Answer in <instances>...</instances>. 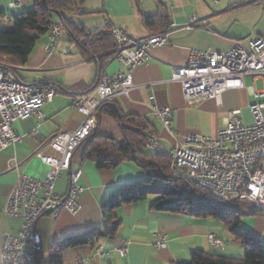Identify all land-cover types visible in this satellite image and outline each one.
<instances>
[{
  "label": "crops",
  "instance_id": "0c3cea01",
  "mask_svg": "<svg viewBox=\"0 0 264 264\" xmlns=\"http://www.w3.org/2000/svg\"><path fill=\"white\" fill-rule=\"evenodd\" d=\"M193 1L83 0L78 11L69 14L70 20L85 30L103 29L110 24L123 29L133 39L168 31V42L151 46L148 61L133 69V88L113 102L120 112L139 117L147 125V131H154L168 154L177 144H183L186 135L215 136L224 127L231 110H239V117L247 121L249 104L260 100L253 93L259 78L247 74L243 76V86L224 90L220 100L208 97L192 103L185 101L180 84L172 79V72L188 63L192 49L225 51L236 40L247 46L249 37L264 34L261 22L264 6L261 4L244 0ZM10 3L13 5L9 6ZM158 4L169 9V25L165 28L153 26L151 31L142 25L140 13L153 15ZM33 7L34 0H0V9L9 14ZM249 8L256 16L262 14L259 21L248 20ZM192 15L198 21L189 24ZM55 21L60 19L55 16ZM50 43L53 46L48 50ZM98 55L83 50L68 31L53 39L46 32L37 40L28 61L13 68L18 79L52 84L57 91L41 108V117L32 115L14 122L13 129L20 139L0 151V238L2 234H15L22 224L21 218L2 212L8 193L16 183L17 171L8 168L14 162L13 156L19 163L18 171L30 177H42L51 172L50 167L41 162L40 155L58 154L43 143V139L60 130H74L84 118L72 106V96L91 89L100 73L124 69L116 61H108L107 56L99 59ZM165 106L172 110L169 128L154 112L155 107ZM108 107L99 108L97 125L92 133L119 141L124 138V130L120 120L109 113ZM33 130L37 133L33 134ZM91 140L89 137L75 150L71 161V169L81 168L79 207L73 213L60 209L55 216L43 214L37 220L41 237L38 264L48 263L52 244H61L68 235L101 226L102 204L106 198L121 186L145 175L133 159L113 168H97L91 157H85ZM186 146L197 148L196 144ZM163 154L169 158L167 153ZM68 186V170H61L54 190L65 194ZM246 203L247 207L239 209L244 212L240 224L264 242V209L259 208L250 214L247 212L255 204ZM114 214L120 220L114 236L103 237L94 245L82 244L66 249L62 253V264H78L77 260L81 258L85 259L81 264H178L188 259L194 249L230 257H241L244 253V245L215 216L154 210L150 208V198L120 204L114 208ZM161 234L165 235V247L156 245ZM209 234L222 240V245L212 246ZM120 248H125V254L119 252Z\"/></svg>",
  "mask_w": 264,
  "mask_h": 264
},
{
  "label": "built area",
  "instance_id": "2783aa9c",
  "mask_svg": "<svg viewBox=\"0 0 264 264\" xmlns=\"http://www.w3.org/2000/svg\"><path fill=\"white\" fill-rule=\"evenodd\" d=\"M244 1L264 6V0ZM197 21L195 15L190 16L189 24ZM103 30L115 40L107 60L116 61L124 69L100 73L91 89L72 96V106L84 118L74 130H60L43 139V143L58 154L40 155L41 162L49 166L51 172L42 177H30L18 171L19 163L13 156L14 162L8 168L17 171L16 183L8 193L2 212L21 218L22 224L15 234L1 235L0 264H38L36 254L41 237L36 223L39 217L49 209V214L55 216L60 209L73 213L79 207L81 168L71 169V161L76 148L96 128L99 108L127 94L134 86L132 71L148 61L150 47L168 42V31L133 39L123 29L110 24ZM66 31L61 21H54L48 32L53 39ZM52 46L50 43L47 49L51 50ZM13 68L0 62V151L20 139L13 129L14 122L32 115L41 117V108L57 91L50 84L18 79ZM247 74L262 81L260 91L253 87L254 95L260 100L248 106L251 122L243 121L239 110H231L224 127L215 136L186 135L183 144H177L168 154L151 130L147 132L144 145L149 151L168 154L173 176L185 177L221 195L244 199L264 208V34L249 37L247 46L236 40L225 51L192 49L188 63L175 68L172 79L180 84L185 101L192 103L208 97L220 100L224 90L243 86L242 79ZM154 112L169 128L171 108L155 107ZM32 133L36 134L37 130ZM186 144H196L197 148ZM61 170H68L69 186L65 194L54 190ZM208 240L212 246L223 243L213 234L208 235ZM156 245L166 246L164 234ZM125 251V248L119 249L121 254ZM84 262V258L77 260L78 264Z\"/></svg>",
  "mask_w": 264,
  "mask_h": 264
},
{
  "label": "trees",
  "instance_id": "16d2710c",
  "mask_svg": "<svg viewBox=\"0 0 264 264\" xmlns=\"http://www.w3.org/2000/svg\"><path fill=\"white\" fill-rule=\"evenodd\" d=\"M82 2L83 0H34L32 9L17 14L5 13L0 9V62L14 67L24 65L39 37L49 31L55 16L83 50L93 56L99 54L97 56L99 59L105 58L109 50L115 46L114 38L101 28L85 30L69 18V14L78 11ZM169 16V9L163 4H158L153 15L140 13V21L144 27L152 31L153 26L167 27ZM104 106H109V113L120 120L124 138L115 141L92 131L84 139L85 141L89 137L92 138L85 150V157H91L97 168L105 169L133 159L142 167L145 175L139 180L121 186L106 198L102 204L101 226L68 235L61 244H52L48 251L47 264H62V253L70 247L94 245L103 237L114 236L120 225L114 208L120 204L147 198H150V208L154 210L215 216L221 219L235 235V239L244 245L241 257L194 249L188 259L181 260L178 264H264V242L241 226L240 218L244 212L230 203L239 198L221 195L194 184L185 177L173 176L170 159L167 156L146 150L144 142L148 132L147 125L135 115L123 114L114 103H103L100 109ZM130 149L134 150L135 156ZM259 208L263 207L255 204L247 213L254 214Z\"/></svg>",
  "mask_w": 264,
  "mask_h": 264
},
{
  "label": "rangeland",
  "instance_id": "374dc122",
  "mask_svg": "<svg viewBox=\"0 0 264 264\" xmlns=\"http://www.w3.org/2000/svg\"><path fill=\"white\" fill-rule=\"evenodd\" d=\"M201 0H194L193 3H197ZM203 2V0H202ZM204 2H209V0H206ZM261 13H259L257 16L253 13V10L251 8L248 9V20H251V19H254L252 22H257L260 20V17H261ZM55 18V17H54ZM263 24H264V19L261 21ZM255 86H256V89H260L262 87V81L261 79H257L256 82H255ZM250 112V111H249ZM245 122H251L252 121V116H251V113L250 115L248 116V120H244ZM248 202L247 200H244V199H238L237 201L235 202H230L232 206L234 207H237V205H239L237 208L238 209H242V208H245L248 206V204L246 203Z\"/></svg>",
  "mask_w": 264,
  "mask_h": 264
},
{
  "label": "water",
  "instance_id": "95a60500",
  "mask_svg": "<svg viewBox=\"0 0 264 264\" xmlns=\"http://www.w3.org/2000/svg\"><path fill=\"white\" fill-rule=\"evenodd\" d=\"M132 154H133V156H135V152L132 150ZM51 212V210L49 209V210H47V212H46V214H49ZM40 247V246H39ZM39 247H38V250H37V252L39 251Z\"/></svg>",
  "mask_w": 264,
  "mask_h": 264
}]
</instances>
